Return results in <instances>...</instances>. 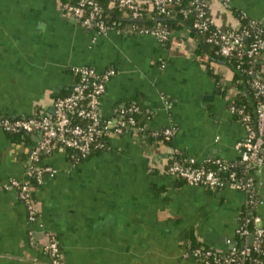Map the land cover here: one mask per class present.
<instances>
[{
  "label": "crops",
  "instance_id": "0c3cea01",
  "mask_svg": "<svg viewBox=\"0 0 264 264\" xmlns=\"http://www.w3.org/2000/svg\"><path fill=\"white\" fill-rule=\"evenodd\" d=\"M207 1L216 24H239L232 6L264 28V0ZM197 43L182 28L164 42L122 29L96 34L58 0H0V114L51 111V98L74 79L70 66L91 65L114 69L100 96L103 115L136 100L151 109L149 135L174 126L170 142L130 127L111 135L110 149L76 163L62 150L45 156L42 162L56 171L35 190L37 243L16 190L7 186L26 176L35 136L14 140L0 128V264H46L44 230L57 235L62 264H201L183 252L181 241L192 231L209 245L228 247L244 194L211 191L165 172L174 149L197 161L234 159L245 134L229 109L232 68L207 52L197 55ZM261 62L264 71V56ZM259 179L264 215V164Z\"/></svg>",
  "mask_w": 264,
  "mask_h": 264
},
{
  "label": "built area",
  "instance_id": "2783aa9c",
  "mask_svg": "<svg viewBox=\"0 0 264 264\" xmlns=\"http://www.w3.org/2000/svg\"><path fill=\"white\" fill-rule=\"evenodd\" d=\"M86 0H78L76 3L64 5V12L87 28L94 29L96 34H104L111 30L103 21L93 22L94 11L98 9L95 1L87 0L90 5L88 13L79 19L80 7ZM171 0H112L110 5H116L124 10L126 15L137 18L141 16L142 6L150 2L151 6L160 12L168 13L166 5ZM189 5L181 7L183 14L194 12L195 18L192 26L201 32H206V41L215 46L216 52L225 58L245 60L243 70L248 73V84L255 97V113L252 118L245 112L243 106L235 107L229 104L232 113L238 115L237 119L245 128L244 136L235 146L238 149V159L214 157L204 161H197L186 154L182 159L173 158L167 162L165 172L173 177H181L188 184L202 185L210 190H218L231 187L244 194V201L237 213V225L234 235L242 238L237 245L233 237L227 239L228 251L226 256L216 255L219 250L207 249L201 252L199 248L191 252L183 250L187 256L202 259L203 264H219L225 261H234V264H245L253 250L262 251L263 259L256 264H264V215L258 211L263 203V183L259 174L264 164V74L255 69L254 63L264 56V31L261 23L249 17L248 25L242 28L236 26H222L216 24L208 14L207 0H188ZM228 5V3L226 2ZM129 27V26H128ZM124 31H132L127 25L120 28ZM138 33L150 34L160 41L168 39L170 29L163 23L149 28H137ZM133 32V31H132ZM237 66L240 63L237 62ZM262 69V68H261ZM70 71L74 77L71 88L67 93L51 98V111L33 112L27 115L0 114V128L9 132H23L35 136L27 161L28 167L24 178H12L7 186L17 189V195L25 205L26 215L29 221H36L37 200L32 195L35 187L30 184V177L34 176L35 182L43 183L48 175L55 173L56 169L50 164L39 160L40 154L56 150L65 151L66 147L73 148L80 155L85 156L92 148L106 146L102 135L109 140L111 135L124 132L128 128H140L135 125L131 114L136 106L122 107L120 111L110 115H103L100 110V96L105 90L106 81L113 74L114 69L108 68L97 71L91 65H73ZM168 138L174 133V126L169 125L162 130ZM177 149H174L173 153ZM216 163V169L208 166ZM240 168L237 169V166ZM219 171H227L221 176ZM42 248L46 251L48 261L46 264H62L58 256L59 241L56 234L50 230H44ZM33 239V238H32ZM214 254L213 261L207 256Z\"/></svg>",
  "mask_w": 264,
  "mask_h": 264
},
{
  "label": "trees",
  "instance_id": "16d2710c",
  "mask_svg": "<svg viewBox=\"0 0 264 264\" xmlns=\"http://www.w3.org/2000/svg\"><path fill=\"white\" fill-rule=\"evenodd\" d=\"M58 1H59V4H60L62 10H64V5H67L70 3H76L78 0H58ZM93 1H95L97 6H98V9L96 11H94L93 22H95L96 20H101V21H103V23L107 27H110L111 29H120V28L124 27L125 25H127V28H129L133 32H136L134 30H136L137 28H140V27L149 28V27H152L153 25H157V24L161 25V24L165 23L168 26V28L170 29L168 39L170 38L171 31L173 30V28H180V29L182 28V30L185 32L186 36L189 35V37L192 36V37L196 38L198 40V43H197V46H196L194 52L197 53V55L204 53V52H207V54L209 56V60H213V61L222 60V61L228 63L230 65V67L232 68V70H233V83H234L232 88H234V91L230 94L229 104H232L235 107L243 106L245 112L249 113V115L252 118H254L255 97L253 95V92H252L249 84H248L249 75H248V73H245L243 70V66L245 67V60H243V59L237 60L234 58H232V59L225 58L222 55H220L218 52H216L215 46L212 43L206 41V37H205L206 32L198 31L197 29H195L192 26V22L195 18L194 12H191L189 15L185 16L183 14V12L181 11V7H184L185 5H189L190 1H188V0H171L166 5V10L168 11V13L160 12L159 10H157L156 8L151 6L150 2H145L144 5L142 6V9H141L142 10L141 16H139L137 18H132V16L126 15L124 10L117 7L116 5H110L112 0H93ZM89 7H90V5L87 3V0H86L85 3L80 7V13L78 14L79 19H82L85 17V15L88 13ZM230 9L239 21V24L236 27L242 28V27H245L248 25V22H249L248 21L249 20L248 15H246L243 11H241L240 9H237L235 7L231 6ZM85 28H87V27H85ZM262 34L264 35V31ZM168 39H166L164 41H167ZM202 60L205 62L208 59H206V60L202 59ZM237 62L240 63V66H237ZM254 66L258 72L264 74V71H262V69H261L262 68L261 60L255 61ZM70 88H71V86L67 90H65L61 93L54 94V96L67 93L70 90ZM129 105L137 107L136 110L131 112V114L134 118L135 125L140 128L138 131L142 132V133L145 132L146 135H149L146 121L149 117H151L152 112H151V109H149L147 106H142L136 100H129V101L124 102L122 104L118 103V104L114 105L113 111H114V113H117L118 111H120V109L122 107H127ZM233 114L236 118H238L237 117L238 115H236L235 113H233ZM162 130H163V128L160 130L152 131V133H150L149 137H151L152 139H155V140L170 142L172 139V135L167 138L163 134ZM6 132L14 140H31V141L33 140L32 134H27V133H23V132H9V131H6ZM102 137H103L105 144H106V146L104 148H101V147L92 148V150L88 154H86L85 156H82L77 151H75L73 148L66 147L65 153H66L67 158L72 163H76L80 160L86 159L87 157H89L90 155H92L94 153H98L100 151L110 149L111 145L109 143V140L106 139V135L103 134ZM56 149H57V147H55V148L53 147L50 151L41 153L39 160H43V158L45 156L52 153ZM185 155H186V153L184 151L177 149L173 153L171 158L168 160V163H170V161L173 158L182 159V157H184ZM27 157H28V154H27ZM236 158L238 159L239 157L237 156ZM208 166L213 168V169H216L217 165H216V163L211 162L208 164ZM239 168H240V165L237 166V169H239ZM218 173L221 176H225L227 174V171H219ZM175 179L177 181L185 182L184 179H182L181 177H176ZM29 182L32 186L33 185L35 186L32 190V195H33V197L35 196V199L38 202V198L35 194V190L39 184L35 182L34 176L30 177ZM207 189H209V188H207ZM15 190L17 192V189H15ZM211 191H215V190H211ZM19 200L21 201V203L23 204V206L25 208L23 200L21 198H19ZM37 214H38V218L36 221H29L27 218V215H26L27 222L31 225V227L29 228V237L33 238L34 242H36V243L39 242L40 240L37 236V233H36L37 231H36L35 227H33V224L38 225V223H39V210H37ZM192 232L188 233L186 235V237L181 241L183 250L191 252L194 249L199 248L201 250V252H205L207 249L213 248L216 251L219 250L216 252V255H218V253H219V255H222L224 257L226 256V253L228 251V247L221 249V248H217V247H214L212 245H209V244L201 241ZM233 239H234V241H236L237 245L241 244L242 238L238 237L236 234L234 235ZM263 239H264V237H263ZM261 246L264 247V240L262 241ZM43 251L47 255V253L44 249H43ZM58 256L61 259L60 243H59ZM214 256H215L214 254H210L207 256V258H208V260L213 261ZM195 259H197V258H195ZM259 259H263L262 251L253 250L251 252L250 258L245 262V264H256L257 260H259ZM197 260L201 264H203L202 259L200 260L198 258ZM234 263L235 262L231 261V260L230 261L224 260V263H222V264H234ZM213 264H219V263L213 261Z\"/></svg>",
  "mask_w": 264,
  "mask_h": 264
}]
</instances>
